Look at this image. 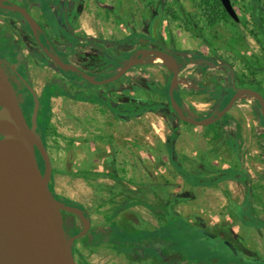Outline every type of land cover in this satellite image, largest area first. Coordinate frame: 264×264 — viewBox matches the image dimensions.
<instances>
[{"label":"rangeland","instance_id":"obj_1","mask_svg":"<svg viewBox=\"0 0 264 264\" xmlns=\"http://www.w3.org/2000/svg\"><path fill=\"white\" fill-rule=\"evenodd\" d=\"M79 1L81 11L76 20L77 33L94 38L114 56L120 57L125 53L121 56L124 58L136 48L153 47L148 41H140L131 47L127 37L133 32L149 36L151 21L162 5L165 35L161 40L166 46L190 48L210 55L231 66L236 76L235 86L255 89L264 95V0H231L240 20L237 22L215 15L213 17L218 18V22L214 26L209 25L208 0ZM10 12L22 17L17 11ZM168 32L172 42L168 39ZM31 58L23 62L31 84L42 97L41 109L46 102L47 91L52 93L51 122L46 135L52 165L57 168L66 162L69 170L76 168L82 181L83 178L89 180L90 188H98V198L91 194L90 188L88 191V186H83L82 196H76L88 209L94 208L95 199L102 198V202L108 203L107 199L111 198L114 205L125 202L121 203L122 208L132 206L128 210L132 217L163 215L169 223L156 231V239L149 246L152 254L159 255L157 261L160 264H231L238 260L226 245L199 233V225L208 226L207 231L232 242L240 251H248L254 257L264 259L262 243L259 245L246 235L243 246L232 237V223L244 226L251 223L247 204L240 208L239 214L231 211L230 207L231 203L240 205L245 197L247 199L246 189L241 185L236 187L235 179V183L223 181L213 185L197 182L240 166L249 173L252 188L261 183L255 181L259 174H264V149L259 144L263 145V141L257 129L264 131V128L261 110L254 97L239 98L228 112V121L223 117L221 124L213 128L195 126L182 122L168 106L167 109L137 112L136 100H133L137 97L135 92L124 101L118 99V93L112 92L107 103L99 107L81 103L75 87H68L67 83H70L66 81L59 82L49 73L51 69H45L44 65ZM68 76L74 75L68 73ZM128 77L139 83L147 80L155 86H168L170 69L162 59L152 57L151 62L132 68ZM64 90L70 92L69 95L64 94ZM205 97L210 101L209 105L188 101L190 116L207 118L219 111L221 96ZM202 98L204 100V96ZM160 101L166 103L165 98ZM29 105L25 104L26 114H29ZM116 113L120 115L115 116ZM136 131L140 134L138 138L132 136ZM239 132L253 135L250 138L242 136L240 140ZM230 136L241 143L239 150L227 142ZM136 146L140 148L138 162L130 157V151L136 150ZM175 163L188 176L180 173ZM96 173L104 175V183H95ZM106 175L119 179L109 184ZM136 176H140V186L130 183L137 180ZM261 184L256 191L258 197L253 201L257 214L264 219V182ZM230 185L234 186V191L230 190ZM53 189L59 191L56 185ZM69 194L75 196L72 188ZM118 206L120 204L113 209ZM176 212L186 219L175 215ZM67 220L71 225L70 231L73 230L72 224L77 223L78 228L83 226L73 214H67ZM123 228L129 240L151 234L147 228L140 229V233L127 226ZM259 236L263 238L264 233H259ZM84 246L86 252H90L87 257L95 264H110L104 255H93L96 250L91 249V245L85 242ZM76 258L81 264H86L80 252Z\"/></svg>","mask_w":264,"mask_h":264},{"label":"crops","instance_id":"obj_2","mask_svg":"<svg viewBox=\"0 0 264 264\" xmlns=\"http://www.w3.org/2000/svg\"><path fill=\"white\" fill-rule=\"evenodd\" d=\"M8 1L22 5L29 10L33 18L41 26L45 37L47 38V40H49L52 48L55 50L58 56L65 58L67 61L77 65L84 71L90 73L96 79H105L113 75L118 71V65L114 62L115 59L125 61L126 57L128 56L126 55L125 58L121 57L124 56L125 53L120 54V57L119 55L114 56L111 50H107L106 48L101 47L92 37L85 36L87 39L80 41H76L75 39H73L65 29V26L63 24L64 0ZM80 4L81 3L79 0H73L70 3V12L73 19L77 20L80 15ZM140 34L145 38L149 37L146 36L145 33H131L130 36L127 37L128 40H130L129 45L131 47L135 46L138 43H134L133 38L135 37V35ZM164 35V29L161 23L160 37L162 38L164 37ZM168 35L169 41L172 42V38L169 32ZM167 46H169V48L174 50L177 54L180 67V75L176 93L179 99L182 101L183 106L186 110L189 109L188 101L199 105H209L210 101H208L207 97L205 96H209L210 98L221 96V105V103H223V101L227 98L229 90L239 86L234 85L236 76L232 75V73L229 72L227 66L222 61L215 60L210 55L200 54L199 52L192 51L193 49L190 48H175L173 45ZM39 49L40 48L37 46L26 20L23 17H18L17 15L11 13L10 10L0 8V52L3 55L12 57V59L17 62V66H21L23 70H28L24 62L30 59L31 56L32 61L35 59L36 61L44 65L45 69H51V72L49 73L59 82L65 83L66 81L70 83H67L68 87H75V89L78 90L79 99L82 100L80 101L81 103L88 102L94 106L99 107L107 103L108 98L110 97L112 92L118 93L117 97H119L118 99L120 101L127 100L126 97H130L129 94L135 92V94H137V97L133 98V100H136V107L138 108L137 112L140 111V106H142L143 108L151 107L155 109H167V104L163 101H160V99L164 98V95H162L161 93L165 88L164 85L155 86L154 84H150V82L147 80H145L143 84H140L133 77H128L126 75L123 78L113 82L112 84H109L108 87L106 85L90 86L85 84L83 81H78L75 79L73 80L72 77H69L67 74H61L54 66L48 65V62L41 56ZM210 61L213 63H211ZM148 62H151V60H149ZM44 87H46V85H44ZM57 87L58 86H56V88ZM156 89L157 91H155ZM222 90H225L227 92L224 93ZM213 91L216 93L219 92V94L213 96ZM62 92H64V94L66 95H69L70 93L67 90H64ZM203 96L204 100L202 98ZM128 100H130V98H128ZM122 105L125 104L122 103ZM133 106L134 105H132V107ZM229 119L230 118L228 115L226 121H228ZM257 133L260 139L263 141V145L261 143L259 144L261 145V148L264 149V131L261 129H257ZM247 134H245V132H239L238 137L241 140L242 136H247L250 138L253 135H251L249 132H247ZM132 136H136L138 138L140 134L138 133V131H136V133L132 134ZM231 137L232 136L227 139V142L229 143V145H231L232 148H234L235 150H239L241 147V143H237L235 139ZM135 142L138 143L137 141ZM135 149L136 150L132 149L130 151V157L138 162L140 158V148L136 146ZM171 151L172 150L169 149V153H171ZM76 161L77 160H75V164L77 163ZM113 164L114 159L112 160V167L114 168ZM232 171H236L238 173H246L249 176V190H246L245 196H247L250 201L248 203V207L250 215L249 218L251 219V223L247 224V226H244V224L242 223H232L234 224L232 225V237L244 246V241L246 239L245 236L247 235L256 243L258 242L259 245L262 243L261 245L264 247V237L260 238L259 236V233H264V219H262L261 215L257 214V206L254 204V201L258 197L256 192L257 187L262 186L261 183L264 182V174L261 173L258 175L257 180L255 181H259L261 183H258L257 186H254V188L250 186L249 173L244 171L240 166L232 169H226L224 170V172L217 173L216 176H209L207 178H217V182L224 181L228 183H235L233 181L234 179L224 178L226 173H228V175H231L233 173ZM96 174L98 175V173ZM106 177H108L107 179L110 180L109 184H112L113 182L117 181L116 179H119L116 176L106 175ZM238 177L239 174L235 175V180ZM91 178L95 177L92 176ZM136 178L137 180L134 179L130 183L140 186V176H136ZM81 179L82 178L78 177L76 173V168H74L73 171L69 170L66 166V162H62L57 166V168L53 167V178L51 184L53 188L54 185H56L57 189L59 190L54 191L56 195L77 203L79 207L84 208L90 214L93 231L87 236L79 239L74 244L75 253L77 254V252H80L82 257L85 258L86 264H95V262L87 257L90 252H86L84 246V243L86 242L92 246L91 249L96 250V253H93V255L97 253L99 255H104L106 257V260L110 262V264H160L157 261V257L159 255L156 253L152 254L153 251L149 250V246L156 239L154 237L156 231L169 223V221H166L165 217L160 214H142L138 217H132L129 215L130 212L128 211L129 209H132V206L128 205L122 208L121 203H117L114 205L111 198L107 199L108 203H106L105 201L102 202V198L95 199L94 208L88 209V207L76 197L82 196L83 186L87 187L89 185V180L83 178L82 181ZM95 183H104V175H98L96 177ZM236 184V187H239L238 185L243 186L240 182H236ZM229 187L230 190L234 191V186L230 185ZM70 188L73 189V193L75 196H70ZM89 188L90 186L87 187L88 191H90ZM90 189L91 194L97 196L96 198H98V188L92 187ZM100 195L102 196V194ZM245 199L246 197L238 207V214L240 212V208L246 204ZM118 204H120V206H118L117 209H113L114 206H117ZM175 215L183 216L185 218V216L180 212H176ZM249 218H247V220ZM222 221H225V219ZM75 226L78 227V224L76 223ZM124 226L133 228L138 233H140V229L147 228L151 234L150 236L145 238H140L139 236V239L137 240H129L127 234H125V229L123 228ZM82 245L84 247H82Z\"/></svg>","mask_w":264,"mask_h":264},{"label":"water","instance_id":"obj_3","mask_svg":"<svg viewBox=\"0 0 264 264\" xmlns=\"http://www.w3.org/2000/svg\"><path fill=\"white\" fill-rule=\"evenodd\" d=\"M220 1L228 14L238 22L240 18L231 0ZM0 8L20 13L29 23L36 41L54 64L64 71L79 74L91 85L112 83L123 77L144 58L157 56L172 70L169 102L183 122L201 127L210 126L228 114L239 98L250 95L260 105L264 124V96L251 88L234 87V94L228 104L209 118L200 120L185 113V108L175 97L180 74L178 60L172 50L162 43L159 35V25L163 16L161 6L151 25V38L159 48L137 49L127 61L115 60L121 69L102 80L62 60L54 53L50 44L48 47L45 46L38 35L40 25L26 7L8 0H0ZM63 20L72 38L78 41L87 39L77 36L75 32L70 17L69 0L64 1ZM23 82L33 97L30 122L22 107V100L0 59V124L3 121L7 123L6 131L0 132V264H79L74 253V244L91 231L90 214L79 206L64 203L52 190L53 165L39 131L40 98L27 80L23 79ZM37 153L43 159V169L40 167ZM67 213L80 219L83 224L80 232L69 233ZM199 232L226 245L237 258L243 260L231 264H255L254 258L240 251L232 242L206 230Z\"/></svg>","mask_w":264,"mask_h":264},{"label":"flooded vegetation","instance_id":"obj_4","mask_svg":"<svg viewBox=\"0 0 264 264\" xmlns=\"http://www.w3.org/2000/svg\"><path fill=\"white\" fill-rule=\"evenodd\" d=\"M65 1V0H64ZM72 2V0H69V7H70V3ZM161 7H162V12H163V16H162V20H161V22H160V25H159V35H160V26H161V23H162V21H163V18H164V9H163V6L162 5H160ZM63 8H64V6H63ZM158 9H159V7H158ZM29 11V10H28ZM20 14V13H19ZM21 15V14H20ZM157 15H158V11H157V14H156V16L153 18V20L157 17ZM22 16V15H21ZM23 17V16H22ZM70 17L72 18V14H71V12H70ZM24 18V17H23ZM25 19V18H24ZM26 20V19H25ZM153 20L151 21V24H150V28H149V31H150V35H149V37H151V25H152V22H153ZM26 22H27V20H26ZM72 22H73V25H74V28H75V32H76V34H77V36H79V37H81V38H83V37H85V36H81V35H79L78 33H77V29H76V19H73L72 18ZM28 23V22H27ZM63 24H64V20H63ZM28 26H29V28H30V25H29V23H28ZM64 26H65V24H64ZM40 28H41V26H40ZM65 29L67 30V28H66V26H65ZM30 30H31V28H30ZM68 32V31H67ZM31 33H32V31H31ZM69 33V32H68ZM33 35V34H32ZM39 37H40V39H41V41H42V38H44V42L42 41V43L45 45V46H47L48 47V44H50V42H49V40H47V38L45 37V34L43 33V31H42V28H41V30L39 31ZM141 35V34H140ZM41 36H44V37H41ZM71 36V35H70ZM33 37H34V35H33ZM34 39H35V42H36V44H37V46L40 48L39 50H40V54H41V56L48 62V65H52V66H54L61 74H65V73H62L61 71H64V70H62V69H59L55 64H54V62L47 56V54L43 51V49L41 48V46H40V44L36 41V38L34 37ZM74 39V38H73ZM160 39H161V37H160ZM86 40V39H85ZM76 41H78V40H76ZM142 41V40H141ZM144 41V40H143ZM162 41V40H161ZM150 42V41H149ZM151 43V42H150ZM163 43V42H162ZM152 45H153V47H139V48H136V49H134L133 51H132V53L135 51V50H137V49H141V48H159V46H158V44H156V43H151ZM164 44V43H163ZM51 45V44H50ZM165 45V44H164ZM166 46V45H165ZM166 47H168V46H166ZM169 48V47H168ZM171 49V48H170ZM54 50V49H53ZM172 50V49H171ZM54 53L56 54V52H55V50H54ZM131 53V54H132ZM172 53L175 55V57L177 58V54H176V52L174 51V50H172ZM130 54V55H131ZM57 55V54H56ZM130 55H128L127 57H126V60L125 61H127L128 60V58H129V56ZM58 56V55H57ZM58 57H60V56H58ZM140 57H141V55H140ZM140 57H138V58H140ZM152 57H157V56H150V57H147V58H144L141 62H139V63H137L135 66H137V65H141L142 63H145V62H148L149 60H151V58ZM62 60H64L65 62H69V61H67L65 58H62V57H60ZM0 59L3 61V66H4V69H5V71H6V73H7V75H8V77H9V79H10V81L13 83V85H14V87H15V89H16V91H17V93H18V96L20 97V99L23 101V99H26L27 97H30V92L28 91V89H27V87L25 86V84H24V82H23V79H25V80H27L30 84H31V81L29 80V77L27 76V72L25 71V70H23V68L20 66H17V62L15 61V60H13L12 59V57H10V56H7V55H3V54H1V52H0ZM116 61H118V62H125V61H121V60H117V59H115ZM177 60H178V58H177ZM69 63H71V64H73L72 62H69ZM178 64H179V62H178ZM73 65H75V64H73ZM118 65V64H117ZM76 67H78L77 65H75ZM134 66V67H135ZM134 67H132V68H134ZM78 68H80V67H78ZM131 68V69H132ZM81 69V68H80ZM117 69H118V71L121 69V66L120 65H118L117 66ZM131 69L124 75V76H128L129 75V73H131ZM170 69V68H169ZM83 70V69H82ZM84 71V70H83ZM117 71V72H118ZM65 72H67V71H65ZM86 72V71H85ZM117 72H115L114 74H116ZM171 72H172V70L170 69V74H171ZM179 72H180V67H179ZM74 73V72H73ZM88 73V72H87ZM75 74H77V73H75ZM90 74V73H89ZM113 74V75H114ZM68 75V74H67ZM77 75H79V74H77ZM180 75V74H179ZM80 76V75H79ZM112 76V75H111ZM111 76H109V77H111ZM123 76V77H124ZM172 76H173V74H172ZM70 77V76H69ZM109 77H107V78H109ZM123 77H121V78H123ZM120 78V79H121ZM72 79L74 80H78V81H83L85 84H87V85H90V86H99V85H91V84H89L87 81H85L83 78L82 79H79L78 77H72ZM106 79V78H105ZM171 79H172V77H170V82H171ZM98 80H102V79H98ZM119 80V79H118ZM117 81V80H116ZM115 82V81H114ZM143 80H140V84H143ZM150 82V81H149ZM170 82H169V84H168V86H164L165 88L164 89H166L167 87H168V97H169V86H170ZM113 83V82H112ZM112 83H109V84H112ZM109 84H105L106 86H108ZM150 84H154V83H152V82H150ZM31 86L33 87V85L31 84ZM34 88V87H33ZM35 90V89H34ZM255 90V89H254ZM155 91H157V89L155 90ZM260 92V91H259ZM175 93H176V91H175ZM261 93V92H260ZM79 94V93H78ZM262 94V93H261ZM23 95V96H22ZM263 95V94H262ZM39 96V95H38ZM264 96V95H263ZM22 97V98H21ZM176 97V96H175ZM39 98H40V102L42 103V97H40L39 96ZM78 100H80L79 99V96H78ZM80 101H82V100H80ZM256 103H258V101L256 100ZM166 104H167V106L168 107H170V109L172 110V111H174L173 110V108H172V106H169V104H168V102L166 101ZM42 105V104H41ZM258 106H259V108H260V105H259V103L257 104ZM184 107V106H183ZM185 108V107H184ZM153 109H155V108H151V107H149V108H143L142 106H140V112L141 111H144V110H153ZM160 109V108H159ZM40 110H41V107H40ZM186 110V109H185ZM260 110H261V108H260ZM124 111V110H123ZM187 111V110H186ZM175 112V111H174ZM219 112V111H218ZM217 112V113H218ZM188 113V112H187ZM217 113H215L214 115H216ZM117 114H119V113H116V115L115 116H117ZM189 114V113H188ZM120 115V114H119ZM211 116H213V115H211ZM211 116H209V117H211ZM209 117H207V118H209ZM197 119H200V120H203V119H206V118H197ZM261 120H262V116H261ZM182 121V120H181ZM183 122V121H182ZM184 123H186V122H184ZM188 124V123H187ZM208 127V126H207ZM237 182H240V181H238V180H236ZM241 183V182H240ZM242 184V183H241ZM243 186H244V184H242ZM244 188L246 189V190H248V188H246V186H244ZM124 193H125V191H124ZM246 200V204L248 205V203L250 202L249 201V198H247V199H245ZM141 201V200H140ZM122 204L123 203H125V202H121ZM141 203H143V202H141ZM241 205V204H240ZM230 207H231V211H237L238 212V207H239V205H236V204H233V203H231L230 204ZM81 208V207H80ZM84 209V208H83ZM68 214V213H67ZM67 214H66V218H67ZM78 218V217H77ZM79 219V218H78ZM80 220V219H79ZM68 221V220H67ZM82 223V222H81ZM193 224H195V223H193ZM83 225V224H82ZM68 226H69V233H70V223L68 222ZM200 227H198L197 226V231L199 232V230H206V228L208 227V226H202V225H199ZM82 228H83V226L82 227H80V229L82 230ZM219 228H223V227H219ZM92 231H93V229H92V225H91V231L88 233V234H90V233H92ZM207 231V230H206ZM199 233H201V232H199ZM71 234V233H70ZM87 234V235H88ZM202 234V233H201ZM86 235V236H87ZM203 235V234H202ZM81 239V238H80ZM222 239V238H221ZM79 240V239H78ZM77 240V241H78ZM76 241V242H77ZM234 241L237 243V244H240L237 240H235L234 239ZM75 242V243H76ZM235 245V244H234ZM244 250L246 251V249L244 248ZM242 252H244V251H242ZM244 253H246L247 255H249V256H251L252 258H254L255 260H256V262H255V264H264V259H261V258H256V257H254L251 253H249L248 251H246V252H244ZM75 256H76V253H75ZM77 259V258H76ZM77 261L79 262V260L77 259ZM239 262H243V260L242 259H240V258H238V260H236V262L235 263H239ZM79 264H81L80 262H79Z\"/></svg>","mask_w":264,"mask_h":264},{"label":"trees","instance_id":"obj_5","mask_svg":"<svg viewBox=\"0 0 264 264\" xmlns=\"http://www.w3.org/2000/svg\"><path fill=\"white\" fill-rule=\"evenodd\" d=\"M73 1V0H72ZM209 4H207V7L210 9L209 11V15H210V20H209V25L210 26H214L217 24L218 22V18L215 19V15H218V17H222L223 19H233L229 14L228 12L225 10L224 6L222 5L221 1L220 0H208ZM214 16V17H213ZM134 39V43H137L141 40H147V41H150L151 43H155L151 37H148V38H145L144 36L142 35H135V37L133 38ZM42 41L44 42V38H42ZM211 62V61H210ZM213 63V62H211ZM229 70L230 73H232V75H235L233 74V70L231 68V66L225 64ZM62 73H65V74H68V73H71L72 75H74V77H78L79 79H82L81 76L73 73V72H65V71H61ZM64 74V75H65ZM170 77H172V72L170 74ZM224 93L227 92L225 90H222ZM214 92V91H213ZM162 95H164V98L165 100L168 102L169 106H171L170 102H169V97H168V87L166 89H164L162 92ZM214 92V95L213 96H216L219 94V92ZM51 92L48 90L46 95H47V98H46V102L44 103L43 105V108L40 110V113H39V131L43 137V140L47 146V143H46V135H47V131L49 130L50 128V122H51V106H50V97H51ZM234 94V90L233 88L229 90V94L227 95V98L223 101V103H221L220 107H219V111L222 110L227 104L228 102L230 101V99L232 98ZM175 96H176V100L183 106V103L182 101L179 99L177 93H175ZM25 104H30L27 109H29V114L27 113L26 114V109H25ZM42 104V103H41ZM258 104V103H257ZM22 107L24 109V112H25V115L27 117V120L28 122H30V116H31V113H32V107H33V97L32 95L30 94V97H27L26 99H23L22 101ZM185 113H187V111L184 109ZM228 117V114H226L224 116V120L226 121ZM221 124V121L219 120L218 122L214 123V124H211L210 126H208L209 128H213L217 125ZM261 124L262 126L264 127V124H263V121L261 120ZM172 155V154H170ZM37 156H38V160H39V164H40V167L43 169L44 168V162H43V159L41 158L40 154L37 153ZM176 164V163H175ZM177 168L179 169L180 173L184 174V175H187L185 173L184 170L180 169L179 165L176 164ZM231 172V171H230ZM233 173L231 175H228V173H226V175L224 176V178H231V179H235V175H238L239 174V177L236 178V180L240 181L242 184H244V186H246V188H248L249 190V186H248V174L246 173H238L236 171H232ZM222 178V177H221ZM220 178V179H221ZM208 180H212L214 182L212 183H209V182H206ZM200 185H213L217 182V178H202V179H199L197 181ZM51 188L52 190L54 191L53 189V186L51 184ZM60 200H62L64 203L66 204H70V205H76V206H79L77 203L71 201V200H68V199H64V198H61L59 196H57ZM73 226V230L70 231L71 234H76L78 232L81 231L80 228L76 227L75 224H72ZM74 253H75V248H74Z\"/></svg>","mask_w":264,"mask_h":264},{"label":"bare ground","instance_id":"obj_6","mask_svg":"<svg viewBox=\"0 0 264 264\" xmlns=\"http://www.w3.org/2000/svg\"><path fill=\"white\" fill-rule=\"evenodd\" d=\"M160 58V57H159ZM162 59V58H160ZM163 60V59H162ZM6 125L7 123L5 121H3L1 124H0V132H5L6 131ZM11 137H13V135H11Z\"/></svg>","mask_w":264,"mask_h":264}]
</instances>
